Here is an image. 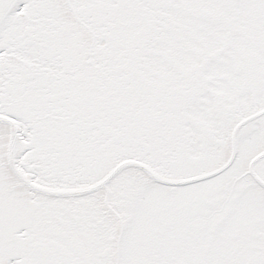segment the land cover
<instances>
[{"label": "snow or ice", "instance_id": "obj_1", "mask_svg": "<svg viewBox=\"0 0 264 264\" xmlns=\"http://www.w3.org/2000/svg\"><path fill=\"white\" fill-rule=\"evenodd\" d=\"M0 264H264V0H0Z\"/></svg>", "mask_w": 264, "mask_h": 264}]
</instances>
